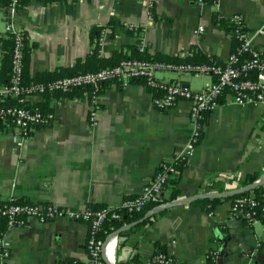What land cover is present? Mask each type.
<instances>
[{"label":"crops","instance_id":"crops-1","mask_svg":"<svg viewBox=\"0 0 264 264\" xmlns=\"http://www.w3.org/2000/svg\"><path fill=\"white\" fill-rule=\"evenodd\" d=\"M4 11L0 7V68L3 38L9 36ZM215 13L227 20L241 14L248 31H255L264 24V0H211L202 5L197 0H26L19 7L20 21L15 22L28 36L27 74L33 79L44 72L76 74L116 64L141 53L140 46L145 47L143 55L155 59L204 54L227 61L235 41L228 23L215 22ZM201 25L203 33L198 32ZM103 30L108 31L103 53L94 58L93 44ZM254 46L264 54V35L255 37ZM191 76L199 79L192 84ZM156 79L202 90L215 77L159 71ZM153 97L143 80L108 82L95 93L100 111L94 127L89 123L87 88L51 96L48 108L56 119L29 136L11 126L0 129V200L15 197L82 210L120 205L139 194L163 163L183 152L193 131L191 102L182 100L162 111ZM256 171L262 172L259 179L264 176V99L240 105L223 97L207 114L194 153L173 176H181L182 198L222 192L207 190L213 183L224 186V191L239 188ZM170 194L166 189L164 195ZM232 205L233 199H228L212 211L190 204L170 208L143 229L121 234L116 254L109 248L103 256L107 264L113 257L119 264L138 253L145 264L162 247L182 264H209V252L220 251V233L235 255L225 264H238L239 255L252 248L260 252L264 223L249 225L231 213ZM88 233L84 221L63 218L44 224L31 219L25 228L8 231L9 264L74 259L89 264Z\"/></svg>","mask_w":264,"mask_h":264},{"label":"built area","instance_id":"built-area-1","mask_svg":"<svg viewBox=\"0 0 264 264\" xmlns=\"http://www.w3.org/2000/svg\"><path fill=\"white\" fill-rule=\"evenodd\" d=\"M66 1L78 0H42ZM209 0H197L202 5ZM19 13V0H11L8 9V22L6 31L15 40L13 51V74L10 86L0 88V99L8 96H21L20 105H0V123L19 130L22 136H29L40 127L49 126L56 119L54 111L44 110L39 106H29L26 101L31 97L49 93H68L76 89L92 87L90 99L89 123L96 126L99 121L100 106L95 99V93L107 82L119 81L122 84L131 80L142 79L149 88H160L163 92L154 94L153 102L157 109L165 111L176 106L180 101L191 102V120L193 131L183 152L178 154L171 162L163 163L155 175L143 186L141 192L133 197L126 198L120 205L88 206L82 210L60 207L54 204H41L37 202L19 200L11 197L0 200V224L5 220L4 229L0 230V264H9L12 256V242L8 237L11 229H23L28 226L31 219L41 223H49L58 219L84 221L89 226L87 251L89 264H107L103 256L106 239L100 237L104 224L109 219L120 220L123 216L136 214L143 211L151 202L158 201L165 192L169 178L179 172L178 160H186L194 153L200 141L204 120L212 109L219 104L220 98L228 97L240 105L255 104L264 99V54L254 46V39L264 35V24L255 31H248L245 19L241 14L231 17V22L236 26L235 36L239 46L231 53L227 61L222 62H167L152 57L127 56L114 65L100 67L96 70L59 76L46 82L32 85L23 84L24 74V46L22 28L16 24ZM133 28V27H131ZM205 26L201 25L198 32L203 33ZM107 30H103L95 43L92 52L103 53L107 38ZM139 51L145 53V47L140 46ZM168 71L179 74H212L215 80L202 90H195L186 83H167L156 79V73ZM153 92V91H152ZM154 93V92H153ZM256 206L258 201L252 193L246 197H239L233 201L231 213L236 217H244L249 224L260 220L255 210L245 208V205ZM119 245V242H118ZM154 252L145 264L165 263L181 264L172 254ZM218 250L208 254L217 264ZM56 264H80L78 260H65Z\"/></svg>","mask_w":264,"mask_h":264},{"label":"trees","instance_id":"trees-1","mask_svg":"<svg viewBox=\"0 0 264 264\" xmlns=\"http://www.w3.org/2000/svg\"><path fill=\"white\" fill-rule=\"evenodd\" d=\"M24 1H26V0H19V7ZM209 1H211V0H209ZM10 3H11V0H0V7L4 8L5 11H8ZM19 19H20V14L17 15L16 21L19 22L20 21ZM214 20L217 24L222 25V26H225L227 23L229 24L230 27H228L227 30L233 34L235 46H236L234 49V51H235L237 49V46H239V40L235 36L236 26L231 22V20H229V19L227 20L225 18H222L217 13H215ZM16 24H18V23H16ZM22 38H23V41L25 43V46H24V74H23V84L24 85H32V84H36L38 82H46L48 80L54 79L57 76H60L63 74H65V75L75 74V72L69 71V70H67V72H65V73L44 72L38 78H33V79L30 78L27 74L28 56L30 53V47L28 46V36L25 34L24 30H22ZM14 47H15V40H14V38H12L10 36V34L8 37L3 38L4 58H3V62L1 64V68H0V88L3 86H10V84H11V78H12V74H13L12 66H13ZM91 56L94 58L100 57V55L98 54L97 51L92 52ZM134 56L144 57L145 55H143L142 53H139L137 51V53ZM98 59L100 62L102 61V58H98ZM156 59L167 61V62H190V63L220 62L216 58H214L212 56L204 55V54H201L198 57L195 54H192L191 56L189 55L186 58H177V57H173V56H157ZM78 61H81V60H78ZM114 64L115 63L110 64V65H114ZM110 65L104 64V65H100L96 68L89 67L87 70H96L100 67H106V66H110ZM135 80H142V79L138 78ZM135 80H131V81H135ZM88 88L90 89V99H91L92 91H94L95 89L92 87H88ZM83 89H87V88H83ZM150 89L154 92V94H159V93L163 92V90L160 88H150ZM76 90H80V89H76ZM76 90H73V91L68 92V93H60V92H55V93H51V94L47 93L43 96L46 98V100L44 102H31L29 99L28 101H26V103L29 106H39V107L43 108L44 110L50 111L51 109L48 108V103H50L49 98L51 96H54V95L56 96L57 94L71 95ZM23 97H24V95L17 96V97L8 96L4 99H0V105H10V104L20 105V104H22V102L20 100ZM219 102H221V98H220ZM4 127H8V126L0 123V129H2ZM185 161L186 160H178L177 161V169L178 170L182 171V168L184 166ZM261 174H262L261 171H256L254 173L249 174L247 176V178L240 183V187L245 186V185L250 184V183H253L257 179H259ZM180 179H181V176H171L169 178L168 183L165 186V190L170 189L171 194L168 197L163 194V196L158 201L151 202V203L147 204L142 212L136 213L133 215L127 214V215L123 216L122 219H120V220H115V219L107 220L103 226V229L100 232V237L102 239H106L111 233L118 230L123 225L128 224V223H132V222L142 218L150 209L154 208L155 206H158V205H160L164 202H167V201L177 199L180 196V189L178 187ZM224 189H225L224 186H222L221 184H215V183H213L207 187V190H209V191H216V190L224 191ZM252 193L255 196V200L258 201L259 204L256 206H250L247 204L244 207L247 209L249 208L250 210H255L257 217H259V219L264 223V183L255 187L252 190H249L247 192L235 195V196L230 197V198H223L222 197V198H213V199H198V200H195L192 203H190V206L193 208L200 207L206 211H212L216 207L217 204H219L225 200L233 199V201H234L239 197H246V196L251 195ZM166 213H167V210L163 211L161 213H158V214L146 219L144 222L132 227L131 229L124 231L122 234H130L132 232H136L138 230H141L144 227H146L147 225L151 224L157 218L165 215ZM240 218H244V217H240ZM244 219L249 224V220L246 218H244ZM4 226H5V220H2L1 224H0L1 230L4 229ZM260 246H261V249H260V252H258V254L264 255V241L261 242ZM157 251L165 253L166 257H168V255H167L168 252L165 251V249H163L162 247H159ZM208 262H209V264H215V261H213V259L211 257L208 258ZM216 263L221 264L219 256H218ZM80 264H84V263L80 262ZM119 264H144V263H143V260L140 256V254L137 253L133 257H131L129 260H127L125 262H120ZM155 264H165V263L155 262ZM224 264H225V261H224ZM243 264H247V263H243ZM252 264H256V263L253 261ZM258 264H260V263H258ZM261 264H264V259H263Z\"/></svg>","mask_w":264,"mask_h":264},{"label":"water","instance_id":"water-1","mask_svg":"<svg viewBox=\"0 0 264 264\" xmlns=\"http://www.w3.org/2000/svg\"><path fill=\"white\" fill-rule=\"evenodd\" d=\"M4 14L7 17L8 20V11H4ZM9 21V20H8ZM187 84V83H186ZM189 85V84H187ZM264 183V176L253 183L247 184L245 186H241L239 188L233 189V190H228V191H222V192H203L199 194H194L191 196L187 197H182V198H177L171 201L164 202L158 206H155L154 208L150 209L142 218L132 222L123 225L121 228L118 230L114 231L111 233L105 241L104 248H103V255L106 250L111 248L113 252L116 254L117 249H118V242H119V236L126 230L131 229L132 227L144 222L146 219L161 213L163 211H166L170 208L176 207V206H182V205H187L190 204L191 202L198 200V199H213V198H230L235 195L247 192L249 190L254 189L255 187L261 185ZM217 240L220 242V251H219V258H220V263L224 264V261L227 263L232 261L235 258V255L231 253V250L228 248V243L229 240L223 238L222 234L218 233L217 235ZM239 261L238 264H252L250 260H253L256 264L262 263L264 259L263 254H258L257 251H255V248H252L249 250L247 253H243L242 255L238 256ZM112 264H117L116 258L113 257L111 258Z\"/></svg>","mask_w":264,"mask_h":264},{"label":"rangeland","instance_id":"rangeland-1","mask_svg":"<svg viewBox=\"0 0 264 264\" xmlns=\"http://www.w3.org/2000/svg\"><path fill=\"white\" fill-rule=\"evenodd\" d=\"M198 79L199 78H197V77L191 76V82H192V84H194L195 82H197Z\"/></svg>","mask_w":264,"mask_h":264}]
</instances>
